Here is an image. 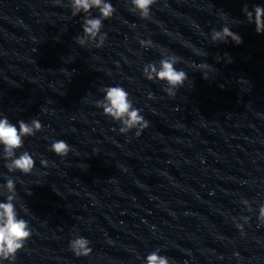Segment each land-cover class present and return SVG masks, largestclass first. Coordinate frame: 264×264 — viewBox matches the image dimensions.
<instances>
[{
	"label": "clouds",
	"instance_id": "1",
	"mask_svg": "<svg viewBox=\"0 0 264 264\" xmlns=\"http://www.w3.org/2000/svg\"><path fill=\"white\" fill-rule=\"evenodd\" d=\"M55 3L60 4L61 0H55ZM129 10L137 13L141 19H149L151 16V8L157 3V0H127ZM71 8L72 17L80 13L84 14L82 21V35H77L74 39L82 47L94 44L96 48L104 45L106 33H102L104 27L103 21L110 19L116 9L111 3L106 0H68ZM96 9L99 12L98 17H92L91 11ZM247 22L255 24L257 34L264 33V7L255 5L252 11H249L245 5L242 9ZM227 16V14H224ZM210 38L213 43L227 42L229 39L235 44L240 45L242 37L231 31L227 26L220 30L213 29L210 33ZM143 47H152L151 40H141ZM197 52H200L197 49ZM204 55L206 53L200 52ZM227 62H231V58L227 57ZM183 58L176 54H162V58L157 62L147 63L143 69L144 77L149 81H159L163 85V91L169 97L176 96V90L182 87L189 79L188 74L184 70H178L175 65L181 62ZM221 58L217 57L219 62ZM193 67L203 73V79H209L208 70L213 66L205 62L194 64ZM223 87V86H221ZM104 96L102 99L93 100L92 103L96 107L103 110V115L120 124L119 132L128 134L135 130V135L140 136L141 132L149 126V122L141 115V110L134 107L132 98L129 92L122 86H105L101 89ZM151 96V94H150ZM18 124V127H17ZM44 125L39 119L33 118L30 122L19 120L16 124L9 121L5 116L0 118V157L6 163L5 167L9 173L20 172L24 175H29L35 167L33 155L28 151H23L18 157L17 150L23 148L24 138L34 136L37 132L43 130ZM71 150V146L62 139L53 140L49 146V151L55 155L64 158ZM42 167L48 166V161L41 159ZM31 195V191L28 193ZM58 194V193H57ZM0 195L6 197L4 202H0V264L4 261L9 264H14L17 258V253L24 249L28 240L32 236V229L29 222L18 215L15 201L17 200V192L15 181L12 177H8L6 183L0 184ZM242 203L246 210L251 212L252 208L247 199H243ZM27 211V208H25ZM233 219H236L235 217ZM244 223H248V216L239 218ZM258 221L264 225V204H261L258 210ZM237 228L242 229V225L237 223ZM90 241L84 236H75L69 242L70 250L77 256H88L91 253L89 247ZM144 264H173L170 258L165 255H160L158 251L149 253L144 261Z\"/></svg>",
	"mask_w": 264,
	"mask_h": 264
}]
</instances>
